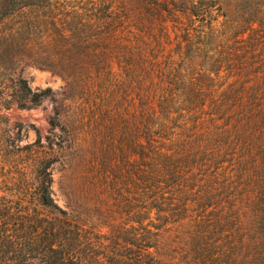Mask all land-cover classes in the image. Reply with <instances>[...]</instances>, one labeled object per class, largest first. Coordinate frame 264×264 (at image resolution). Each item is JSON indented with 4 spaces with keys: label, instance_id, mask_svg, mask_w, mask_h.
Wrapping results in <instances>:
<instances>
[{
    "label": "trees",
    "instance_id": "obj_1",
    "mask_svg": "<svg viewBox=\"0 0 264 264\" xmlns=\"http://www.w3.org/2000/svg\"><path fill=\"white\" fill-rule=\"evenodd\" d=\"M263 47L264 0H0V98L53 99L66 133L0 137L4 160L33 157L1 187L0 264H264ZM29 64L65 91L33 90ZM95 144L107 197L84 208L77 178L60 206L53 165Z\"/></svg>",
    "mask_w": 264,
    "mask_h": 264
},
{
    "label": "rangeland",
    "instance_id": "obj_2",
    "mask_svg": "<svg viewBox=\"0 0 264 264\" xmlns=\"http://www.w3.org/2000/svg\"><path fill=\"white\" fill-rule=\"evenodd\" d=\"M167 25L171 28L172 22L169 21ZM158 32L159 29H156L151 34L146 33L144 35V40L149 43L147 45L149 50L153 49L155 43H157V38H155L154 34H160ZM171 36L172 39L175 38L173 32H171ZM162 41H164V39H162ZM174 42L176 41L174 40L172 44L163 43V47L165 50H169L175 46ZM261 49L262 55L260 57L263 58L264 47ZM262 61V66L264 67V58ZM259 64H261V61L256 65ZM263 67H261L262 73L257 77L260 81H264ZM16 74H20L26 78L33 90H42L50 87L53 89L57 97L60 96L61 92L65 91L67 86V80L62 74L33 64L17 67ZM254 81L255 80L252 82ZM7 98V94L0 98V137L1 139H4L5 137L8 141L10 151L18 153L20 151H18L19 148L35 142L38 139L37 130L45 144L47 138H52L55 134L58 136V141L66 137V133L63 131V126H60L57 129L51 127L50 121L55 114L56 104L53 99L46 98L41 104L28 108H19L16 104H11L10 108H7L6 104H4L7 102ZM62 123L65 124V120L62 121ZM20 125H23L21 132L19 130ZM54 148H56V146H54ZM101 149L100 145L95 144L85 150L86 159L91 161V163L82 164V166L84 165L82 169L78 168L76 165L67 169L65 164L61 161L56 162L53 165V176L55 181L52 186V191L54 198L60 206L67 209L73 208L75 203L71 199L67 185H69V183H74L77 178L82 182V195L86 202L83 206L84 208L92 210L95 205H98V201L107 197V193L98 188L97 184L94 183L96 180L103 177V172L106 170L108 163L106 158H103ZM32 158L31 154H27L26 149L23 150L22 155L14 156L13 160L12 157L7 158L8 160H4L3 157H0V198L4 193L2 190L3 188L1 187L4 185L5 177L8 175L9 177H18V166L21 164L30 165L33 160ZM109 176L113 177V175ZM110 203H114V200H111ZM95 217H97V215H95Z\"/></svg>",
    "mask_w": 264,
    "mask_h": 264
}]
</instances>
